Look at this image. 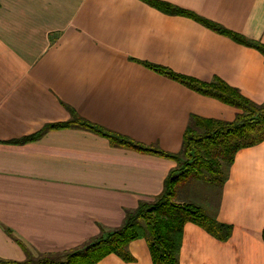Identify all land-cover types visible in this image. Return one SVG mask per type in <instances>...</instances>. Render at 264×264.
<instances>
[{
  "label": "crops",
  "instance_id": "crops-1",
  "mask_svg": "<svg viewBox=\"0 0 264 264\" xmlns=\"http://www.w3.org/2000/svg\"><path fill=\"white\" fill-rule=\"evenodd\" d=\"M162 1L264 43V0ZM146 63L221 79L264 103V54L192 17L143 0H0V264H27V252H63L119 227L177 167L88 129L46 127L75 113L178 153L193 115L232 121L240 111ZM191 188L176 200L196 203ZM211 215L232 226L231 237L186 223L180 264H264V141L237 152ZM128 249L134 260L111 253L95 264H154L144 238Z\"/></svg>",
  "mask_w": 264,
  "mask_h": 264
},
{
  "label": "trees",
  "instance_id": "trees-1",
  "mask_svg": "<svg viewBox=\"0 0 264 264\" xmlns=\"http://www.w3.org/2000/svg\"><path fill=\"white\" fill-rule=\"evenodd\" d=\"M143 1L169 14L192 17L216 32L255 47L264 54V43L233 32L190 10L162 0ZM146 65L163 75L185 83L199 93L230 104L240 111L232 121L193 115L187 126L181 151L178 153H168L158 146L137 142L128 136L91 123L75 113L67 123L46 127L45 130L62 127L88 129L107 137L115 146L172 158L177 162V167L166 178L163 191L153 201H142L137 208L127 211L119 227L111 230L103 229L89 241L63 252L38 256L27 252V264H95L111 253L131 261L134 260V256L130 253L128 246L132 241L141 238L147 241L154 264H180L179 254L184 227L188 222L201 226L219 240L225 241L231 237L232 226L218 221L204 207L194 202L175 201L179 191L178 185L190 179H204L207 174H210L215 176V184L222 190L237 152L264 141V103L252 101L221 79L205 82L177 73L168 67L153 63H146ZM44 132L26 137L21 141L38 139Z\"/></svg>",
  "mask_w": 264,
  "mask_h": 264
},
{
  "label": "rangeland",
  "instance_id": "rangeland-1",
  "mask_svg": "<svg viewBox=\"0 0 264 264\" xmlns=\"http://www.w3.org/2000/svg\"><path fill=\"white\" fill-rule=\"evenodd\" d=\"M190 183L192 184V188L190 192L191 198L189 200L206 206L207 212L209 214L211 212L212 214L221 192L219 185L215 184V176L207 174L204 179H190L182 182L178 185V190L181 187L189 188ZM175 201L177 200L175 199Z\"/></svg>",
  "mask_w": 264,
  "mask_h": 264
}]
</instances>
